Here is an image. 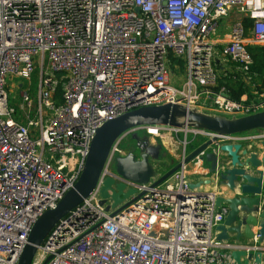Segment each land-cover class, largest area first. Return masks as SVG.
<instances>
[{"label":"built area","instance_id":"obj_1","mask_svg":"<svg viewBox=\"0 0 264 264\" xmlns=\"http://www.w3.org/2000/svg\"><path fill=\"white\" fill-rule=\"evenodd\" d=\"M232 11L252 20L249 35L236 19L219 44L214 36ZM248 42L264 44V0H0V264H17L33 222L73 187L104 122L164 103L227 116L263 110L264 91L233 100L219 83L229 74L251 82ZM181 68L186 79L176 88L168 77ZM32 76L36 91L22 89L14 107L9 80ZM138 130L182 131V158L188 133L216 136L144 125L117 138L94 189L57 222L31 264H236L237 249L246 253L241 261L251 253L255 264L260 253L264 264L257 227L244 244L217 239L228 207L216 205L219 192L189 186L187 164L153 188L111 172L125 154L122 138ZM107 176L135 191L109 209V199L100 203Z\"/></svg>","mask_w":264,"mask_h":264},{"label":"water","instance_id":"obj_2","mask_svg":"<svg viewBox=\"0 0 264 264\" xmlns=\"http://www.w3.org/2000/svg\"><path fill=\"white\" fill-rule=\"evenodd\" d=\"M144 125L194 127L214 132L216 136L201 143L180 162L159 175L153 162L163 156L161 146L152 145L146 136L132 132L134 148L115 159L118 176L139 184H149L153 188L173 176L188 162L195 159L201 163L206 162L209 164L206 170L207 178L201 184L214 185L217 188L226 187L233 194L231 197L217 196L216 205L223 203L228 207L223 223L216 226L219 232L217 239L231 243L242 242L243 238L246 241L253 236V230L257 227L264 240V154L259 157L257 152L240 142L219 143V136L264 129V109L247 115L226 117L177 103H164L132 109L104 122L96 130L78 179L54 208L44 211L33 222L17 264H31L38 247L57 222L94 189L112 143L132 129ZM199 184L200 182L190 183L189 186L193 188L198 187ZM124 188V183L116 182L114 178L107 176L100 189L102 198L100 203L103 204L109 199L112 203L106 209L115 208L135 192L133 189L124 192ZM141 195L142 193L132 197L114 213ZM245 254V251L240 249L231 251V257L236 264H249L251 253L241 261V256ZM47 260L48 258L43 264ZM254 261L255 264H260V253L255 256Z\"/></svg>","mask_w":264,"mask_h":264},{"label":"crops","instance_id":"obj_3","mask_svg":"<svg viewBox=\"0 0 264 264\" xmlns=\"http://www.w3.org/2000/svg\"><path fill=\"white\" fill-rule=\"evenodd\" d=\"M244 18H246V17L245 16H239L238 14H236L235 12L232 11L227 16V18L219 24L220 30L214 36V40L219 42V44L226 42L229 38L228 32H229L230 24L236 19L243 20ZM249 29L250 28H248V31L246 30V33L249 32ZM247 35H249V33ZM248 45H253V46H258V47L264 48V44H253V43L248 42ZM263 73H264V71H263ZM254 76H255V74H254ZM168 78H169V83H170V79H173V82H176V79L174 76L171 78L169 75ZM260 80H262V79L260 78ZM260 80H257V81L255 80L256 82L253 81V82L248 83V85L249 84L251 85V88L249 87L250 91L248 93L252 96L250 98L248 97V100H252L254 97H257V95H254V93H260V92L264 91V86H262V82ZM242 81H243V79H242ZM245 96H248V95L246 93L241 95V97H245ZM257 130H258V133L260 132L259 134H252V135L245 134V133L235 134L233 136L232 140H225V141H223V143H229V142L243 143L244 145L247 146V148L251 149L254 152H257L259 154V157H261V155L264 154V145H263L264 144L263 143V141H264V130L263 131H259V129H257ZM136 133H137V131H136ZM143 134H144L143 136H146L147 139H149V143H151L152 145H160L161 146V152H163V156H160L159 160L154 161L153 165L154 166L159 165L160 168L163 169V172L167 171L168 169L173 167V165L175 163L172 164V160L169 161V165L167 168H165L160 162V161H162L161 158L165 157V154H167L166 153L167 150L164 147V144L165 143L168 144L169 138L167 136L169 135V133H164L158 137H153L150 135H146L145 131L143 130ZM155 139L156 140L160 139L161 143L160 144L155 143ZM191 162H193V163H191ZM191 162L190 163L188 162L186 165V171H187L188 179H189L190 183H199L200 182L198 187H201L203 190L208 189V190H212L215 192L217 191V192H219V195L224 196V197H231L233 195L232 193H230L226 189V187L221 186V187L217 188L214 185L206 186V185L201 184L202 181H204L207 178L206 170H207V167L209 166V164L207 163V165H205L206 162H203L202 164L200 162H197V161H191ZM193 177H195V178H193ZM204 186H205V188H204ZM241 240H242V242H239L240 244L246 243L244 238ZM241 257H243V256H241Z\"/></svg>","mask_w":264,"mask_h":264},{"label":"rangeland","instance_id":"obj_4","mask_svg":"<svg viewBox=\"0 0 264 264\" xmlns=\"http://www.w3.org/2000/svg\"><path fill=\"white\" fill-rule=\"evenodd\" d=\"M219 30H220V27L218 28V31ZM173 76L175 77L176 82H173V79H170V83L172 85H174L176 88H181L183 82L186 79L184 68H181V70H179V71L176 69H173V73L170 74V77L172 78ZM249 76L252 77L251 71H250ZM251 82H253V81L251 80ZM248 86L251 88L250 84ZM36 87H37V81H36L34 76H32L30 83L26 79H23L20 77L11 78L8 82V96H9L10 104H12L14 107H18V105L20 103V95H19L20 91L22 89L28 88L29 93L31 95H33L34 92L36 91ZM215 114H220V115H223L226 117H230V116H227L226 114H221L219 112L215 113ZM263 130L264 129H259V131H263ZM244 133L252 135V134H259L260 132L258 133V130H252V131H248V132H244ZM137 134L139 136H143L144 135L143 130H138ZM146 135H148V134H146ZM167 137L169 138L168 144H166V143L164 144V147L167 150L166 151L167 154H165V157H162L161 158L162 161H160L161 164L165 168L168 167L169 161H171V160H172V164H174V163L177 164L178 162H180L182 160L183 146L181 144V141H183L184 134L182 131H179L177 133L172 132L171 135H168ZM205 140H207V138L205 136H200V135L194 136L192 133H188V136H187L188 143L186 144V149H185L186 154L191 152L193 149H195L197 146H199ZM155 143L160 144L161 140L155 139ZM119 146L125 153H127V151H129L130 149L134 148L135 141L132 139L131 134H127L125 137H123ZM136 151H137V149H136ZM191 163H193V162H191ZM205 165H207V163ZM154 167H155V170L158 174L163 173V169H161L159 165H155ZM110 170L112 173L116 174L115 162L112 163ZM193 178H195V177H193ZM220 252L225 253L226 250L220 249Z\"/></svg>","mask_w":264,"mask_h":264},{"label":"trees","instance_id":"obj_5","mask_svg":"<svg viewBox=\"0 0 264 264\" xmlns=\"http://www.w3.org/2000/svg\"><path fill=\"white\" fill-rule=\"evenodd\" d=\"M243 24L245 26V29L248 31V28H250V26L252 25V20L246 17L243 19ZM247 49L251 53L253 58V64L250 68V71L252 72V81H257L261 78L262 80L260 81L262 82V86H264V48L247 45ZM219 83L226 86L228 96L233 100H239L241 95L244 93H246L249 98L252 97L248 93L250 91L248 84L242 81L240 75H235V77L232 74H229L226 77L221 76V78L219 79ZM61 93L62 87L59 86L57 89L58 98H60Z\"/></svg>","mask_w":264,"mask_h":264}]
</instances>
